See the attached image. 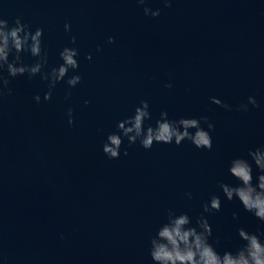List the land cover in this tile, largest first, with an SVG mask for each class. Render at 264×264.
Returning <instances> with one entry per match:
<instances>
[{
    "label": "water",
    "instance_id": "1",
    "mask_svg": "<svg viewBox=\"0 0 264 264\" xmlns=\"http://www.w3.org/2000/svg\"><path fill=\"white\" fill-rule=\"evenodd\" d=\"M147 6L160 16H145L136 0H0L10 25L19 16L44 29L45 70L61 62L59 52L75 36L82 76L75 88L58 83L50 101L39 76L9 78L11 94L0 98V264H152L149 239L167 210L195 219L210 194L221 195L217 181L232 182L227 161L264 144V0ZM249 95L260 107L237 111ZM141 100L153 123L161 110L170 118L208 115L213 149L185 141L145 150L125 139L129 154L109 159L102 151L107 134ZM208 218L220 251L241 245L237 228H264L223 197L221 211Z\"/></svg>",
    "mask_w": 264,
    "mask_h": 264
},
{
    "label": "clouds",
    "instance_id": "2",
    "mask_svg": "<svg viewBox=\"0 0 264 264\" xmlns=\"http://www.w3.org/2000/svg\"><path fill=\"white\" fill-rule=\"evenodd\" d=\"M161 2L165 7H171L172 0ZM136 3L144 6L145 16L155 18L161 14V9L153 10L147 6L148 0H136ZM63 28L65 32L72 30L69 22H65ZM43 37V28L33 30L19 16L11 25L8 19L0 16V98L11 94L9 78L18 76L27 75L29 79L39 76L42 81H46L48 91L43 94L44 101L52 99V90L62 81L70 89L81 83L76 37L72 36L70 46H64L59 52L61 62L48 70H45L48 53L44 48ZM107 42L112 44L115 38L109 36ZM97 51H100L99 46ZM25 54L35 58L34 62L25 63ZM87 59H92L91 54ZM70 72L72 75H69ZM164 87L171 89L173 84L168 82ZM70 95L69 91L65 98ZM33 99L37 104L41 103L39 93ZM209 100L225 110H232L230 104L216 96L209 97ZM84 103L87 105L90 101L85 100ZM249 105L260 107L256 97L249 95L247 102L239 104L236 110L247 112ZM67 117L69 126L73 125L72 108H68ZM152 121L153 113L149 102L141 100L130 115L117 122L116 130L107 134L102 144L103 153L113 160L120 159L122 154L127 156L128 150L123 148L125 139L129 147L139 143L145 150H150L154 144L180 146L185 141L199 150L213 149L212 132L215 124L208 115L170 118L167 110H161L159 117L154 123ZM227 174L232 182L217 181L221 195L210 194L202 204L203 211L195 219L187 211L167 210L166 218L149 239L147 251L152 264H264V228L257 227L255 231H249L245 227L237 228L241 245L235 250L220 251L217 247L219 241L213 239V226L208 218L221 211L223 197L228 201H238L245 212L264 225V144L249 148L246 155L229 159ZM185 195L192 199V193ZM232 218L238 219V213L233 212Z\"/></svg>",
    "mask_w": 264,
    "mask_h": 264
}]
</instances>
